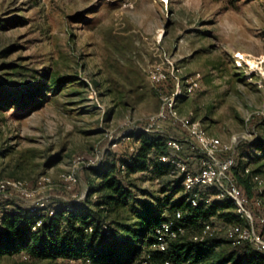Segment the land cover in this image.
I'll list each match as a JSON object with an SVG mask.
<instances>
[{"label":"rangeland","instance_id":"obj_1","mask_svg":"<svg viewBox=\"0 0 264 264\" xmlns=\"http://www.w3.org/2000/svg\"><path fill=\"white\" fill-rule=\"evenodd\" d=\"M158 64L171 78L173 68L182 80L201 73V88L178 99V110L225 141L239 136L241 165L264 180V154L249 147L264 117V0H0L3 176L32 188L51 176L55 185L38 194L49 204L84 198L100 182L87 164L127 156L133 133L161 109L149 76ZM173 82L163 88L172 92ZM162 128L187 139L169 121ZM79 158L78 183L68 189L59 176ZM127 180L131 196L110 220L133 223L137 211L156 213L186 195L162 166ZM210 220L217 239L237 223L219 213ZM25 255L0 256V264H92Z\"/></svg>","mask_w":264,"mask_h":264},{"label":"trees","instance_id":"obj_2","mask_svg":"<svg viewBox=\"0 0 264 264\" xmlns=\"http://www.w3.org/2000/svg\"><path fill=\"white\" fill-rule=\"evenodd\" d=\"M256 131L257 140L250 142L249 147L264 154V117L257 123ZM133 137L138 142L135 151L121 159L104 160L100 166L91 168L99 184H88L82 199L51 202L48 206L54 209L52 215L34 209L24 201L0 200L4 209L0 217V256L26 254L27 259L62 258L81 262L89 260L92 264H134L139 261V256L144 258L141 254L145 252V257L148 255L153 264H165L166 260L173 264H264V253L251 243L235 245L228 238L215 237L195 241L191 239V232L171 242L166 251L154 248L149 252L148 248L154 247L156 241L155 228L178 210L183 212L180 221L187 228L198 226L192 231L199 230L205 221L218 213L226 219L232 216L239 222L228 199H214L210 203L201 200L198 206H192L186 192L176 202L161 205L156 213L137 211L133 223L110 220L111 210L126 205L131 196L127 177L159 166L169 172L160 160L161 156L171 153L166 133L147 132L141 128L133 133ZM240 145L231 173L251 197L252 176L258 173L255 170L245 173V167L241 165L244 152ZM191 152V146L187 145V150L180 155L185 157ZM122 165L125 169L121 168ZM40 219H43L42 224L34 230Z\"/></svg>","mask_w":264,"mask_h":264},{"label":"built area","instance_id":"obj_3","mask_svg":"<svg viewBox=\"0 0 264 264\" xmlns=\"http://www.w3.org/2000/svg\"><path fill=\"white\" fill-rule=\"evenodd\" d=\"M172 70V78L168 70H165L161 64L154 65L150 70L151 81L160 87L159 94L162 107L159 112L150 117L148 125L142 129L147 132L165 133L162 126L169 121L173 126H177L186 132L187 139L184 141L169 136L168 146L171 153L161 156V162L168 167L171 175L182 180L185 191L189 193V202L192 206H198L201 200L210 203L213 198L230 200L233 211L240 221L229 227L226 237L232 240L235 245L245 242L251 243L264 253L263 178L258 174L252 176L254 191L252 197H249L244 189L237 184L231 172L236 163L237 148L241 138L234 136L230 141H225L210 134L201 121L190 116H183L178 110L177 101L182 96L192 95L201 88V73H195L182 80L175 74V68ZM170 79L174 80L172 92L163 88L164 84L168 83ZM186 143L191 146L192 152L184 157L180 154L186 148ZM137 146L138 142L131 147V151H135ZM80 162V158L74 160V169L63 172L59 176L60 182L68 189H72L78 183L75 168ZM102 162L99 160L96 163L87 165L94 168L100 166ZM121 168L125 169V166L122 165ZM244 171L246 174L251 173L248 166L245 167ZM54 185L53 178L44 174L38 180L39 187L32 188L24 179L4 177L0 168V200L17 199L24 201L34 209H42L48 215H52L54 209L48 206L49 203L46 197L38 194L40 189L52 188ZM210 189H215V193H208L207 191ZM3 211L4 209L0 205V217ZM182 218L183 212L178 210L173 217L162 221L155 228V249L166 251L171 242L188 234L189 228L181 223ZM42 221L43 219H40L33 229L36 230L42 224ZM215 231L214 223L208 220L203 223L199 230L192 231L190 235L192 240L203 241L214 237ZM24 257L28 258L27 255ZM87 262L90 261L87 260ZM134 264L153 263L146 255ZM165 264H173V262L166 260Z\"/></svg>","mask_w":264,"mask_h":264},{"label":"crops","instance_id":"obj_4","mask_svg":"<svg viewBox=\"0 0 264 264\" xmlns=\"http://www.w3.org/2000/svg\"><path fill=\"white\" fill-rule=\"evenodd\" d=\"M215 136H218V135H215ZM218 137H220V136H218ZM220 138H222V137H220ZM223 139V138H222ZM224 140V139H223ZM136 143H137V141H136Z\"/></svg>","mask_w":264,"mask_h":264}]
</instances>
